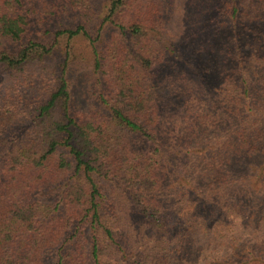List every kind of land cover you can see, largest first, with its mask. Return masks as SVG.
Returning <instances> with one entry per match:
<instances>
[{
	"label": "trees",
	"instance_id": "16d2710c",
	"mask_svg": "<svg viewBox=\"0 0 264 264\" xmlns=\"http://www.w3.org/2000/svg\"><path fill=\"white\" fill-rule=\"evenodd\" d=\"M194 9L0 0V264H264V0Z\"/></svg>",
	"mask_w": 264,
	"mask_h": 264
},
{
	"label": "rangeland",
	"instance_id": "374dc122",
	"mask_svg": "<svg viewBox=\"0 0 264 264\" xmlns=\"http://www.w3.org/2000/svg\"><path fill=\"white\" fill-rule=\"evenodd\" d=\"M173 4V11L174 15L172 19L176 23L185 22L187 19H190L193 14L195 13V3H200L203 0L199 1H189V0H170ZM191 20V19H190ZM60 59V58H59ZM59 59H48L44 63H34L31 66L27 67L25 69L24 73H13L9 70H4L0 67V100L5 99L8 95H16V89L17 86L15 85L19 80H24L28 77H33L35 71H40L41 68L48 67V69H51L53 67H57L59 64ZM37 64V65H36ZM86 66L84 63H80L75 70L73 69V73L71 74V82L73 84L76 83V87L78 90V96L84 100L86 94H90L92 92V95H94L96 92V89L92 85V83H89V79L87 78L88 72H86ZM95 98V96H93Z\"/></svg>",
	"mask_w": 264,
	"mask_h": 264
}]
</instances>
